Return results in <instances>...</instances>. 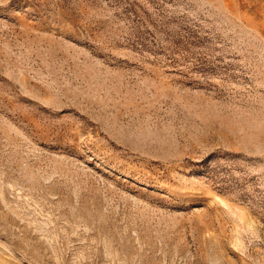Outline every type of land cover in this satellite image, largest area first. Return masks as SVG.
Instances as JSON below:
<instances>
[{
	"label": "rangeland",
	"instance_id": "obj_1",
	"mask_svg": "<svg viewBox=\"0 0 264 264\" xmlns=\"http://www.w3.org/2000/svg\"><path fill=\"white\" fill-rule=\"evenodd\" d=\"M0 264H264V0H0Z\"/></svg>",
	"mask_w": 264,
	"mask_h": 264
}]
</instances>
